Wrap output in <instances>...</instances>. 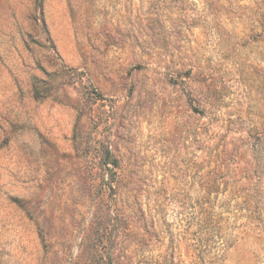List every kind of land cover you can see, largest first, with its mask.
Listing matches in <instances>:
<instances>
[{
	"label": "rangeland",
	"instance_id": "rangeland-1",
	"mask_svg": "<svg viewBox=\"0 0 264 264\" xmlns=\"http://www.w3.org/2000/svg\"><path fill=\"white\" fill-rule=\"evenodd\" d=\"M202 210L264 264V0H0V264H194Z\"/></svg>",
	"mask_w": 264,
	"mask_h": 264
},
{
	"label": "trees",
	"instance_id": "trees-1",
	"mask_svg": "<svg viewBox=\"0 0 264 264\" xmlns=\"http://www.w3.org/2000/svg\"><path fill=\"white\" fill-rule=\"evenodd\" d=\"M106 159L114 167V169L117 168L118 166L117 159L111 156L110 154H108V152L106 153ZM111 175L112 177L117 175L115 170L111 171ZM244 205L248 206V203L245 202ZM244 210L248 211L247 208H245ZM201 212H202L201 217L199 219L197 218V220L194 222V226L196 227V231L193 233L194 248L196 250V255H197L194 264H202V261L200 259L201 254L206 252V249L210 247L209 245L210 236L213 233L217 232V230L219 231L220 229L219 220H214L209 215L203 217L204 214L203 210ZM248 214L250 215L248 218L251 220L252 219L251 212L249 211ZM225 243L226 241L224 242V244ZM151 264H174V262L173 260H168L167 257L164 256V257H158V259Z\"/></svg>",
	"mask_w": 264,
	"mask_h": 264
}]
</instances>
